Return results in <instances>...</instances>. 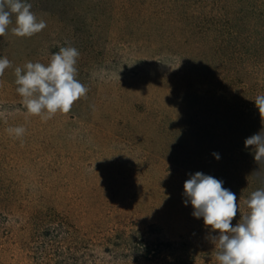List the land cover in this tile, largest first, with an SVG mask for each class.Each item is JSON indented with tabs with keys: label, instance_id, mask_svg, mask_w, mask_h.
Segmentation results:
<instances>
[{
	"label": "rangeland",
	"instance_id": "obj_1",
	"mask_svg": "<svg viewBox=\"0 0 264 264\" xmlns=\"http://www.w3.org/2000/svg\"><path fill=\"white\" fill-rule=\"evenodd\" d=\"M73 10L32 11L47 24L32 37L12 33V15L0 37V58L11 62L0 76V264L40 263L46 234L72 237L88 264H123L119 242L111 247L104 237L125 226L187 244L180 264H218L210 239L218 231L184 203L185 181L201 172L189 163L199 156L166 131L167 114L184 99L174 94L192 73L182 65L188 57L167 51L184 47L172 39L176 29L168 27L160 51L141 36L135 15L119 14V0H85ZM61 47L79 51L76 78L88 92L45 121L27 113L14 70L47 65ZM17 126L26 129L19 138L7 131ZM238 203L246 214L245 200Z\"/></svg>",
	"mask_w": 264,
	"mask_h": 264
},
{
	"label": "trees",
	"instance_id": "obj_2",
	"mask_svg": "<svg viewBox=\"0 0 264 264\" xmlns=\"http://www.w3.org/2000/svg\"><path fill=\"white\" fill-rule=\"evenodd\" d=\"M84 1L26 0L31 11L48 13L73 12ZM127 13L138 19L148 45L160 51L170 35L168 27L176 29L172 39L184 47L181 53H176L179 46L167 51L183 61L188 57L191 61L182 65L192 73L174 94L184 99L179 101L181 110L170 113L171 118L167 114L168 136L174 145L186 140L188 150L193 147L199 156L189 164L213 174L223 187L246 200L264 186V164H257L244 144L264 127L254 104L258 95H264V0H119V14ZM60 238L46 234L39 243L43 257L36 253L35 260L40 261L36 264H88L72 246V237ZM115 241L123 264H180L187 248L184 243L147 239L131 226L104 237L111 247Z\"/></svg>",
	"mask_w": 264,
	"mask_h": 264
},
{
	"label": "clouds",
	"instance_id": "obj_3",
	"mask_svg": "<svg viewBox=\"0 0 264 264\" xmlns=\"http://www.w3.org/2000/svg\"><path fill=\"white\" fill-rule=\"evenodd\" d=\"M26 0H0V37L6 34L11 16L15 15L16 26L12 33L18 37H32L46 28V21L38 20ZM79 51L74 47H61L45 65L40 62H27L24 68L14 70L16 92L29 115L51 119L58 112L67 114L80 98L87 95L88 88L77 78ZM11 67L7 57L0 58V76ZM264 125V95L254 100ZM10 135L22 137L26 129L17 126L7 129ZM245 148H251L254 161L264 164V127L245 139ZM212 155L219 160L218 153ZM259 174L260 169L255 171ZM264 183V181H262ZM184 203H191L192 215L203 218L218 235L211 236V242L218 249V264H264V186L257 188L245 200L246 214L239 212L237 194L223 187V181L202 172L190 174L184 183ZM240 219L233 226V219Z\"/></svg>",
	"mask_w": 264,
	"mask_h": 264
}]
</instances>
